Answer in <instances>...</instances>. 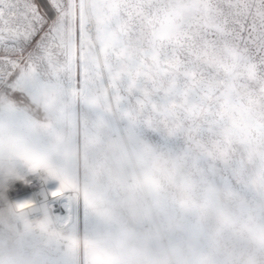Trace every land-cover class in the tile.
<instances>
[{"label":"snow or ice","instance_id":"obj_1","mask_svg":"<svg viewBox=\"0 0 264 264\" xmlns=\"http://www.w3.org/2000/svg\"><path fill=\"white\" fill-rule=\"evenodd\" d=\"M0 264H264V0H0Z\"/></svg>","mask_w":264,"mask_h":264}]
</instances>
